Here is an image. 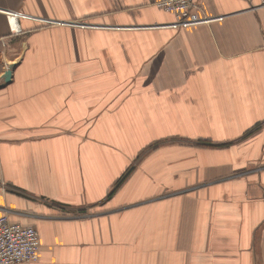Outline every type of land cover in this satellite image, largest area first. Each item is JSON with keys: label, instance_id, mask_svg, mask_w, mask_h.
Here are the masks:
<instances>
[{"label": "crops", "instance_id": "crops-1", "mask_svg": "<svg viewBox=\"0 0 264 264\" xmlns=\"http://www.w3.org/2000/svg\"><path fill=\"white\" fill-rule=\"evenodd\" d=\"M197 1L216 19L172 28L152 0H0V213L40 240L17 264H264V2Z\"/></svg>", "mask_w": 264, "mask_h": 264}, {"label": "built area", "instance_id": "built-area-1", "mask_svg": "<svg viewBox=\"0 0 264 264\" xmlns=\"http://www.w3.org/2000/svg\"><path fill=\"white\" fill-rule=\"evenodd\" d=\"M264 2V0H261ZM152 4L173 15L172 21L164 24L172 28L185 27L192 24L207 23L216 16H204L198 13L197 0H152ZM9 30L19 33L20 18H33L20 11H5ZM39 19V18H38ZM218 19V18H217ZM40 20V19H39ZM41 22H50L42 19ZM39 234L31 225H23L9 219V212L0 213V264H17L30 262L39 256Z\"/></svg>", "mask_w": 264, "mask_h": 264}, {"label": "water", "instance_id": "water-1", "mask_svg": "<svg viewBox=\"0 0 264 264\" xmlns=\"http://www.w3.org/2000/svg\"><path fill=\"white\" fill-rule=\"evenodd\" d=\"M14 66V63L10 64V66L7 67V69L3 72L1 79L3 82H8L11 77V68ZM2 82H0V85Z\"/></svg>", "mask_w": 264, "mask_h": 264}, {"label": "trees", "instance_id": "trees-1", "mask_svg": "<svg viewBox=\"0 0 264 264\" xmlns=\"http://www.w3.org/2000/svg\"><path fill=\"white\" fill-rule=\"evenodd\" d=\"M202 145H205V144H202ZM131 172H132V169H130V170L125 174V176H123V177L117 182V184H116L114 190H115L118 186H120V185L123 183V181L129 176V174H130ZM82 213H83V211H82Z\"/></svg>", "mask_w": 264, "mask_h": 264}]
</instances>
